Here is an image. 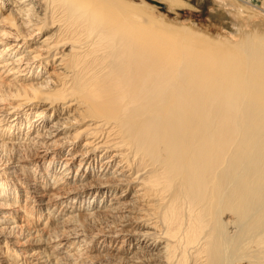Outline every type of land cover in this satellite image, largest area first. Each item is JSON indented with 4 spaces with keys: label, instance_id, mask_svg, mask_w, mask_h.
<instances>
[{
    "label": "bare ground",
    "instance_id": "6f19581e",
    "mask_svg": "<svg viewBox=\"0 0 264 264\" xmlns=\"http://www.w3.org/2000/svg\"><path fill=\"white\" fill-rule=\"evenodd\" d=\"M220 1L246 36L244 0ZM139 9L0 0V155L27 154L0 264H264V34Z\"/></svg>",
    "mask_w": 264,
    "mask_h": 264
},
{
    "label": "rangeland",
    "instance_id": "374dc122",
    "mask_svg": "<svg viewBox=\"0 0 264 264\" xmlns=\"http://www.w3.org/2000/svg\"><path fill=\"white\" fill-rule=\"evenodd\" d=\"M130 1L137 4L138 8L140 7L139 10L143 14V16L145 15L155 20L164 21L165 23H169L170 25L172 24V26L176 25V23H180L182 27L190 28V26L192 25L193 27L197 28V31H199V33L202 32L201 33L202 35H206L212 39L221 40L223 43H229V44L238 43L240 40H243L249 34L251 35L264 34V0H244V2L241 1V4L247 7L249 11L246 10L247 12L245 13L239 12L240 13L239 18L240 20H245L243 18L245 17L249 21V22L245 21V24L250 25L249 27H246V29L244 30L246 31L245 33H247L246 36L244 35L241 37L239 35L235 37L232 34L234 29L233 27H231V23H230L231 17L226 12L224 5L221 3L220 0H176V2L175 0H130ZM175 3L177 5L173 6L175 5ZM0 16L3 17L4 15L1 14ZM2 22H6V21H2ZM0 24L3 23L0 22ZM183 30H187V29H183ZM43 36L44 34L40 33L37 39L39 40ZM51 71L52 70L49 69V74H51ZM2 108H5V106H3ZM18 154H20V156ZM28 154L33 155V152ZM26 155L27 154L25 152H20V151L17 152L15 151L14 154L5 151L3 152L2 155H0V182L4 184L5 188L8 189L9 192L16 191L14 193L19 194L20 193L19 189H21L19 188V182H18L20 181L21 178L20 175H18L19 172L17 173L14 170H9V167L12 166L11 162H14L18 158L21 160ZM55 155L54 156L56 158L55 160L56 162L54 163V165L56 164V168H57V163L61 162V159H63L65 152L56 153ZM46 162L47 161L44 162L45 165ZM27 163H29L30 166L35 165L38 171L41 170V167L43 168L42 166L43 160H41L40 158L35 159L34 157H32ZM6 170L11 172L10 175L12 174L13 175L10 176L9 174H5ZM45 176L47 178V174ZM21 203H23V200ZM0 204H2L1 201ZM17 209L19 208H17L16 206L14 207L10 206V208L9 207L5 208L0 205V214L4 215L13 212L18 213L17 211L19 210ZM79 212H83V209H80ZM40 222L41 221H39L38 223ZM92 229L93 228H87V231H89L87 233L89 234ZM59 232L60 229H57L54 235L60 236L58 234ZM17 233L18 232L14 233V236L16 237L18 235L17 238H19V234ZM88 234L87 237L90 236V235L88 236ZM4 240H5L4 237L0 238V253L1 252L3 253V248L6 249L8 248V246L5 247V245H3ZM105 259L107 258H102V260ZM114 264H118V263H114ZM120 264H138V263H134V261L131 260V261H127L126 263H120ZM240 264H244V263L240 262Z\"/></svg>",
    "mask_w": 264,
    "mask_h": 264
}]
</instances>
